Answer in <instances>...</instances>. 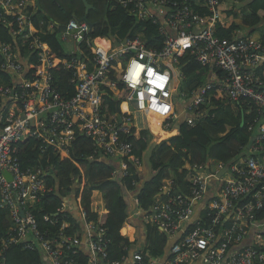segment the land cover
I'll return each instance as SVG.
<instances>
[{"label":"built area","instance_id":"built-area-1","mask_svg":"<svg viewBox=\"0 0 264 264\" xmlns=\"http://www.w3.org/2000/svg\"><path fill=\"white\" fill-rule=\"evenodd\" d=\"M114 1L137 21L151 20L156 24L162 46L148 47L138 32L126 37L125 43V38L119 40L118 46L112 38L87 37L89 22L73 19L61 32V38L79 47V52H75L78 56L61 61L53 57L41 37L48 32V24L50 29L58 24L39 16L40 29L31 20L33 13L28 7H35L36 0L18 4L17 21L19 32L22 31L19 41L28 53L23 54L20 46L14 50L11 44L0 43V52L5 56L1 69L13 75L11 81L0 79V212L9 220L7 234L0 236V264H7L6 252L13 246L39 253L42 261L37 264H83L80 251L85 253L86 264H153L154 260V264H264V220L256 219V211L264 207V42L240 31L232 40L216 34L219 24H228L236 12L232 5L239 0ZM9 2L0 0V5L7 7ZM224 3L231 6L224 9ZM200 8L205 11L201 13ZM82 41L90 48V54H81ZM187 52L211 71L204 84L186 90L183 103L187 104L189 124L193 125L206 112L201 106L211 105L212 94L218 91L226 93L229 101L247 107L254 117L250 130L256 132L247 152L236 154L234 159L237 155L238 158L222 176L219 174L226 166L224 162H215V169L210 163L190 165L189 193H172L171 180L161 188L150 210L144 211L136 203L135 214L142 213L146 222L157 224L170 235L181 236L169 247L168 257L155 256L136 244L127 258L111 259L107 230L88 220L81 194L75 200L66 199L63 207L80 219L81 236L65 233V222L53 230L58 217L45 214L43 220L49 224L38 220L35 210L53 187L45 179L48 169L23 165L21 144L35 137L43 151L52 146L55 152L68 154L80 131L91 137L96 149L106 153L116 165L114 176H131L133 185H138L142 159L133 155L134 144L122 137L123 133H130L126 123L133 122L130 103L137 112L164 114V123L173 116L178 85H174L172 64L178 65ZM31 53L37 57L33 79L26 77ZM58 66L73 72L76 92L71 98L64 97L53 84V69ZM120 84L127 89L124 124L110 114L104 97L108 89L118 90ZM211 184H216L214 189ZM244 197L251 198L240 205ZM201 203L204 215L192 220L196 204ZM106 208L107 200L105 212ZM92 209L102 214L98 207L92 205ZM207 219L209 223L205 224ZM187 225L194 227L186 231ZM247 238L250 240L245 243Z\"/></svg>","mask_w":264,"mask_h":264},{"label":"trees","instance_id":"trees-1","mask_svg":"<svg viewBox=\"0 0 264 264\" xmlns=\"http://www.w3.org/2000/svg\"><path fill=\"white\" fill-rule=\"evenodd\" d=\"M22 0H10V5L5 7L0 5V43H9L14 48L22 47L19 37L18 4ZM93 8L87 13L84 0H36L35 7H28L31 14V20L37 28H42L38 22L41 16L48 22L59 24L53 32L41 34L44 43L52 50L54 58L70 59L78 56V53L70 52L65 49L59 39V33L65 30L71 20H83L87 16L88 22L92 24L87 37H109L116 40H122L126 37H134L138 32L148 44V47L162 46L161 37L157 36V25L151 20L137 21L135 16L127 12L121 5L114 0H87ZM182 1V0H172ZM205 9L200 8L203 13ZM237 16L242 19L241 23L236 21L230 25L219 24L216 27V34L220 38L232 40L239 30L245 34H253L260 28V38L264 42V0H244L241 11L234 13V19ZM18 31L17 35L14 32ZM108 43L107 40L104 41ZM17 50V49H16ZM81 54H90L91 50L85 41L80 44ZM30 70L27 78L36 76L37 57L36 53H31ZM5 56L0 52V79L11 81L13 75L1 69ZM179 69L181 76L187 81L188 91L196 89L204 84L210 75V67L203 65L195 55L187 52L180 57ZM54 86L66 98H71L76 92V85L73 81V72L68 68L58 66L53 69ZM127 89L122 84L118 90L108 89L105 94L106 105L112 116H118L125 111V105L122 104L126 97ZM202 112H206L197 117L194 124H189L186 120L182 124L179 134L174 135V131L169 134L163 130L162 122L158 125L157 135L161 129L166 135L158 138H169L161 142L153 141V134L148 128L141 129L136 136V127L129 125L130 133H123L122 137L134 144V156L141 159L144 156L149 158L151 165V175L141 185H133L131 176L117 178L114 176L116 165L106 153H101L93 144V139L77 131L75 141L68 154L57 153L52 146L42 149L41 143L35 137H29L24 144L20 146V157L24 166L42 165L48 169L45 179L53 190L43 196L38 205L35 214L38 220L43 224H49L43 220L45 214L51 217H58V222L53 230L59 229L63 222L67 223L65 233L81 236L80 219L73 214L71 210L64 209L66 199L75 200L81 194V202L84 210L87 211L89 221H94L106 228L109 243V257L111 259L127 258L131 249L136 246V241L127 237L123 230L130 218L131 200L130 194L137 192L138 206L148 211L158 199L161 188L172 180V193L183 191L189 193L191 183L187 180L191 171L188 166H202L212 162H224L226 165L233 163L238 153L247 152L252 137L250 125L254 117L247 112V107L240 103H233L227 99L226 93L214 91L212 94L211 105L201 106ZM154 117L159 113L150 112ZM245 116V125L241 126L242 116ZM125 116V115H124ZM230 126L231 129L223 136H215L214 130L225 129ZM173 135V136H172ZM130 161V165H132ZM215 163V164H216ZM86 165L87 169H83ZM53 169V172L50 170ZM91 180L92 185L103 192L107 200V211L100 214L93 211L91 204L92 191L87 187L81 192L76 181H81L83 177ZM138 181L139 173H138ZM216 184H211L214 189ZM97 193V189L93 188ZM96 189V190H95ZM166 198V197H165ZM251 197H244L239 203L249 202ZM256 219L264 220V207L256 211ZM205 224L209 220H204ZM69 223V224H68ZM194 225V224H193ZM187 225L186 231H190L194 226ZM147 237L146 250L155 256L168 257L167 250L175 242L181 240L180 235H170L171 233L160 230L157 224L151 221L146 222ZM9 229L8 217L0 212V236L6 235ZM176 238V239H175ZM175 239V240H173ZM145 255V252H144ZM7 264H37L41 262V255L37 252H31L21 249L20 246H13L6 252ZM81 262L86 264L85 253L80 251ZM146 258V255H145ZM147 259V258H146ZM182 264H192L191 262Z\"/></svg>","mask_w":264,"mask_h":264},{"label":"crops","instance_id":"crops-1","mask_svg":"<svg viewBox=\"0 0 264 264\" xmlns=\"http://www.w3.org/2000/svg\"><path fill=\"white\" fill-rule=\"evenodd\" d=\"M234 2V1H233ZM243 2L244 0H239L238 3H234L232 6L235 8L236 12L238 13L239 11H241V6L243 5ZM231 5H227V3H224L223 5V8L225 9L226 7H230ZM236 18L234 19V14L232 15L231 19H230V16L228 14H226V18L229 20L228 21V24L227 25H230L231 22H238V23H241L242 22V19L238 18L237 16H235ZM46 19V18H45ZM54 23V22H53ZM59 25V24H58ZM31 29V28H30ZM47 29V27H46ZM32 30V29H31ZM54 29H50V26L48 24V32H53ZM30 31V30H29ZM239 31V30H238ZM33 32V31H31ZM62 32V31H61ZM241 32V31H240ZM242 33V32H241ZM244 34L245 33H248V32H243ZM59 35V39L61 41V43L63 44V46L65 47V49L67 51H70V52H77L79 50V47H76L75 46V43H71V42H67V41H63L62 38H61V33L58 34ZM252 35H254L255 37H258L260 38V35H261V30L259 29L258 31H256L255 33H253ZM105 39L109 38V37H104ZM72 44H74V46H71ZM22 50V49H21ZM28 51L27 49L25 48V51H23V54H27ZM173 103H174V110H175V114L173 116H171L170 118L166 119V122H162V120L165 118L164 114H159L157 117H154L152 113L150 112H146L147 115V122H148V129L151 131V133L154 135V131L153 129H150L151 125H153L154 127H158V125H160V122H162V128L164 126V124L166 125V128H164L163 130H167L168 132L167 133H172L173 131L175 132V129L176 128V124L178 121H181L185 118L188 117V112H187V104L183 103V102H179V101H174L173 100ZM125 105V111L128 110L127 108V103H124ZM170 109V108H169ZM167 112L169 111L168 109L166 110ZM122 112L123 109H122ZM169 121V122H168ZM170 123V124H169ZM133 124L135 125L134 123V120H133ZM143 129V126L139 128V131ZM170 131V132H169ZM252 131V130H251ZM228 131L225 130L224 132V135L227 133ZM256 130L252 131V137L254 136ZM139 133V132H138ZM166 135V133L164 131H160V134L155 136L156 137V140L155 142H161L162 140L164 139H161V141L158 139V138H161L162 136ZM171 137V136H170ZM251 137V139H252ZM154 138V137H153ZM169 138V137H168ZM167 139V138H166ZM251 141V140H250ZM151 171V165H150V162H149V158L147 156H144L142 158V163H141V166L138 168V173H139V184L141 185L147 178V174ZM99 193H101L100 191H97V193L95 194H98L96 196V199H94V203L98 204L99 203V200H98V197H99ZM130 200L132 202L131 204V208H130V218H129V221L126 223V225L124 226V234L129 237L131 240L133 241H136V244L137 245H142V247H145L146 248V237H147V228H146V221L144 219V214L140 213V214H135V208H136V203H137V199L134 197V196H137V194H130ZM135 198V199H134ZM97 200V201H96ZM103 204H104V201H103ZM96 207L100 208V205H97ZM104 209H105V204H104ZM75 211V210H74ZM105 212V211H103ZM102 212V213H103ZM204 215V203H201V204H196L195 206V212H194V216H193V219H196V218H199L201 216ZM176 239V238H175ZM173 239V240H175ZM250 239L247 238L245 243H247ZM169 250V248H168ZM167 250V252H168ZM164 258L161 259V261H163ZM157 260H154L153 261V264L156 262ZM161 261L159 260V262L161 263ZM193 264H204L202 263L201 261H196L194 262Z\"/></svg>","mask_w":264,"mask_h":264},{"label":"rangeland","instance_id":"rangeland-1","mask_svg":"<svg viewBox=\"0 0 264 264\" xmlns=\"http://www.w3.org/2000/svg\"><path fill=\"white\" fill-rule=\"evenodd\" d=\"M18 26L20 27V24H19V22H18ZM261 29V28H260ZM71 46H74V44H72ZM75 52V51H74ZM77 52H79V50L77 51ZM172 61H170V63H171ZM172 70L173 71H175V76H174V85L175 86H177V88H176V92H175V96H174V101L176 102V101H179V102H183L184 100H186V97H187V95H186V90H187V88H188V85H187V81L181 76V73H180V69H179V66L177 65V64H172ZM2 80V79H1ZM130 109H131V111H132V117H133V120H134V123H135V127H136V136H138V132H139V128L140 127H142L143 126V129L144 128H148V122H147V117H146V115H147V113L146 112H137L136 110H135V108L132 106V103H130ZM133 123V122H132ZM170 124V123H169ZM164 128H166V129H168L167 127H166V125L164 124V126H163V129ZM150 129H153V131H154V135L155 136H157V128H155L153 125H151V127H150ZM231 129V127L230 126H226L225 127V129H218V130H214V135L215 136H217V137H219V136H223L224 135V132H225V130H227V131H229ZM173 130H175V133H174V135L175 134H178V130L175 128V129H173ZM161 131H163L162 129H161ZM170 132V131H169ZM170 134V133H169ZM154 136V138H153V141H155L156 140V137ZM170 137V136H169ZM168 138V137H167ZM163 139H166V138H163ZM161 141V140H160ZM82 167H83V169H87V166L86 165H82ZM212 168L213 169H215V162H212ZM150 175H151V171L147 174V179L150 177ZM171 183V180H168L167 181V184H170ZM76 186H78L79 187V189L81 190V191H83L87 186H89L90 187V190L92 191V197H91V200H92V205H93V207H95L96 208V206L97 205H100V208H99V210H101V212H103L104 211V204H105V200H106V198H105V196H104V194H103V192L102 191H100L97 187H95V186H93L92 185V182H91V180H89L87 177H83L82 178V180L81 181H76ZM93 188H96L98 191H100L101 193H99V197H98V200H99V203L97 204H95L93 201H94V199H96V196L98 195V194H95V192H94V189ZM95 189V190H96ZM138 193V191L137 192H134V193H132V194H137ZM135 198L137 197V196H134ZM134 198V199H135ZM97 201V200H96ZM103 201H104V204H103Z\"/></svg>","mask_w":264,"mask_h":264},{"label":"water","instance_id":"water-1","mask_svg":"<svg viewBox=\"0 0 264 264\" xmlns=\"http://www.w3.org/2000/svg\"><path fill=\"white\" fill-rule=\"evenodd\" d=\"M84 1H85V3H86V8H87V11H86V12L88 13V12L90 11V9L93 8V6L90 5V4L88 3L87 0H84ZM83 20L88 21L87 16H85ZM89 24H90V23H89ZM90 27H92V24H90ZM125 42H126V38L123 40V43H125ZM114 43H115L117 46L121 44L118 40H114ZM118 119H119V121H120L121 124H124V119H123V117H122L121 114L118 115ZM185 121H186V119H183V120L177 122V124H176V129L178 130V134L180 133L181 128H182V124H183ZM32 123H33V121H32ZM129 125H133V124H132V123H129ZM244 125H245V116H244V114H243V116H242V121H241V126H244ZM251 143H252V139H251V141H250V143H249V145H248L249 147H250ZM227 169H228V165H226V166L223 168V170H222V171L220 172V174H219V177L222 176V174H223ZM50 172H53V169H51ZM5 174L8 176L9 179H12V176H11L7 171L5 172ZM22 214H24V213L22 212Z\"/></svg>","mask_w":264,"mask_h":264},{"label":"clouds","instance_id":"clouds-1","mask_svg":"<svg viewBox=\"0 0 264 264\" xmlns=\"http://www.w3.org/2000/svg\"><path fill=\"white\" fill-rule=\"evenodd\" d=\"M114 40H116V39H114ZM118 41H119V40H118ZM119 42H120V41H119ZM120 43H121V42H120ZM124 100H125V99H124ZM124 100H123V101H124ZM122 104H123V102H122ZM185 119H186V118H185ZM186 120H187V119H186ZM165 122H166V121H165ZM168 122H169V121H168ZM132 124H133V123H132ZM133 126H134V124H133ZM175 135H176V134H175ZM172 136H173V135H172Z\"/></svg>","mask_w":264,"mask_h":264}]
</instances>
